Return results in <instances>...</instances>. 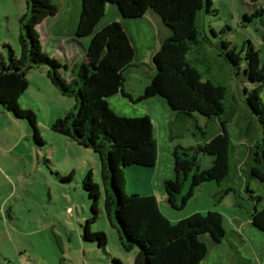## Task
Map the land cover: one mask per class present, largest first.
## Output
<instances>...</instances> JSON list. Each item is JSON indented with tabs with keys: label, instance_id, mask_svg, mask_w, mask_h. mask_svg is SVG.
<instances>
[{
	"label": "trees",
	"instance_id": "16d2710c",
	"mask_svg": "<svg viewBox=\"0 0 264 264\" xmlns=\"http://www.w3.org/2000/svg\"><path fill=\"white\" fill-rule=\"evenodd\" d=\"M252 1L256 7L242 14L241 24L261 16L264 26V0ZM25 2L26 11L19 20L20 53L8 43L3 44L6 51H0V108L14 118L25 120L35 143L42 145L36 115L30 108L22 109L18 97L29 86L28 73L34 69L44 71L61 94L75 98L74 110L56 119L52 128L98 154L104 185V211L123 246L126 249L137 247L133 264H200L209 252L208 240L220 243L228 237L219 212L209 210L206 215L195 212L172 225L161 212L154 195L134 192L128 196L124 192L125 167L153 168L156 164L154 127L146 114L119 115L109 107L108 97L117 92L130 98L123 89L124 70L133 65L135 50L119 21L114 20L100 29L97 25L107 6L113 4L125 19L152 12L169 30L152 54L148 83L135 100L155 95L164 97L174 115L170 125L179 116L205 118L203 127L195 124L202 138L194 145H176L171 150L174 176L164 179L163 192L167 204L174 210L182 209L204 182L215 181L219 187L222 181L232 180L234 144L227 128L230 122L238 125V137L247 141L245 157L237 158L239 171L244 176L243 164L247 162V176L264 183V102L261 96L264 61L260 50L249 39L237 48V44L222 38L218 33L230 28L227 24L220 31L210 28L211 35L217 37L216 44L212 41L204 30V13H217L212 0H81L78 26L75 35L68 40L78 41L88 36L89 42L83 47L84 57L75 63L66 81L58 74L63 65L42 51L37 31L44 19L59 12V0ZM206 46L216 48L231 73L243 76L241 87L235 83L242 113H237L234 103L239 102L229 92V85L210 73L209 67L200 68L199 63H204L205 58L190 56ZM244 117L248 120L242 125ZM211 121L219 125L218 131L212 134L209 133ZM192 134L196 136V132ZM172 137L169 126V138ZM202 154L212 158L210 167L205 169H201L199 163ZM59 177L65 181L72 176ZM82 186L91 198L92 215L86 220L81 237L85 241H96L98 247L105 250L107 234L90 229V224L98 218L100 185L88 173ZM228 193L232 194L233 205L244 208L251 224L264 232V204L258 207L262 196L248 181L241 189L230 184L217 189L212 196L220 201ZM231 248V252L236 250L235 245ZM112 261L121 264L116 258Z\"/></svg>",
	"mask_w": 264,
	"mask_h": 264
},
{
	"label": "rangeland",
	"instance_id": "374dc122",
	"mask_svg": "<svg viewBox=\"0 0 264 264\" xmlns=\"http://www.w3.org/2000/svg\"><path fill=\"white\" fill-rule=\"evenodd\" d=\"M212 2L217 13L215 15L204 13V30L211 36L212 41L215 43L217 37L211 35L210 28L220 31L227 24L230 28L218 34L231 41L232 44H237V48H240L247 39L251 40L254 47L260 50L261 60L264 61V38L262 37L264 26L260 20L261 16H254L252 21L245 22V25L241 24L242 14L252 12L256 3L252 0H212ZM25 11V0H0V51L5 52L7 48H3V44L8 43L13 46L17 54L20 53L19 20ZM109 11L118 13L117 7L110 4L97 25V29L112 22L109 19ZM80 12L81 0H79L76 9L68 8L66 11L64 9L62 14L55 18V21L60 22L61 19L69 17L71 25L70 27L66 26L68 31L74 35ZM37 31L42 51L59 60L63 66L58 69V74L62 79L68 81L74 63L82 59L80 58L81 54L78 52L72 56L71 50L75 48H72L70 43L63 42L62 49L56 39L48 41L40 29L37 28ZM145 39L146 41L140 38L135 39L137 53L131 61L133 65L124 70V75L127 76L126 80L132 83V90L140 88V78L147 82L152 72V54L159 47L157 42L149 40L147 36ZM88 42L89 37L87 36L86 43L88 44ZM217 53L214 46H206L204 49L192 52L190 56L205 58L204 63H199L200 68L205 70L209 67L210 73L229 85V92L239 102L234 103L237 113H242L240 106L242 103L239 101L235 83L241 87L243 76L231 73L228 63L224 62ZM28 79L29 86L18 97V102L22 109L30 108L35 113L43 144L35 143L30 127L25 120L14 118L12 114H9L10 112L0 113V126L4 129L3 135L0 136V159L5 164L3 166L6 171L8 170V175L0 182V192H4L5 195L9 194L5 203L6 207L13 208V220L19 224L17 225L18 229L24 230L23 235H21L22 233L15 235L20 240L24 238L30 248L27 250L24 261L28 262L26 264H113L112 260L116 258L121 261V264H133L137 247L126 249L123 246L116 228L107 219L104 211V185L101 179V163L98 154L91 148L78 144L68 134L52 128L56 119L63 117L68 111L74 110L75 98L61 94L51 84L44 71L31 70L28 73ZM261 96L264 102V90ZM114 97H119L121 101L128 103L125 106L115 104L116 109L121 113L126 112L127 108H133V112H127L146 114L150 117L154 127L157 160L160 161L157 173L170 170L168 178H173L171 149L176 145L183 147L194 145L198 138H202L195 124L203 127L205 118L200 115H197L195 119L179 116L170 125V120L174 116L173 111L162 97L155 95L132 103L119 93L109 97V101H112ZM143 107L148 108V113L141 109ZM242 120V125H245L248 119L244 117ZM169 126L173 136L171 139L169 138ZM227 128L234 144V150L231 152L232 180L222 181L219 187L215 181L204 182L180 210L169 207L165 196L161 197L157 194L159 205L165 214L181 217L171 219L172 225L183 219L184 215L195 213L196 209L200 210L203 215H206L212 208L222 209L225 215L229 214V209H235L238 213L246 215L244 208L233 205L231 193L224 195L220 201H216L212 196L217 189L230 184L241 189L245 181H248L250 187L262 196L258 207L264 204V183L247 176V162L243 164L244 176L238 169V159L242 160L245 157L247 141L238 137L239 127L234 122L228 123ZM218 129V123L214 121L209 123V133H215ZM193 131L196 132L197 137L192 134ZM238 140L243 144L239 145ZM211 159L210 155H200L201 169L210 167ZM155 169V166L153 168L136 165L125 167L123 169L125 177L123 189L126 195L148 191ZM88 173H91L93 180L100 185L98 218L90 224V229L93 232L104 231L107 234L108 243L105 250L98 247L96 241H85L81 237L83 226L92 215L91 198L82 186V180ZM59 176L72 177L70 180L63 181ZM259 232L261 233L259 235L264 238V232ZM14 264H18L17 259L14 260Z\"/></svg>",
	"mask_w": 264,
	"mask_h": 264
},
{
	"label": "crops",
	"instance_id": "0c3cea01",
	"mask_svg": "<svg viewBox=\"0 0 264 264\" xmlns=\"http://www.w3.org/2000/svg\"><path fill=\"white\" fill-rule=\"evenodd\" d=\"M60 10L54 16L44 19L41 23L40 30L43 33L44 38H47L48 41L50 39H56L58 41V45L63 49V42H68L72 45L71 50L72 56L77 54L78 52L81 54L80 58L84 57L83 47L87 45L86 39L87 37L80 38L78 41H69L70 37H73L68 29V25L70 27L71 21L70 18L61 19L55 21L62 12L68 10V8L76 9V6L79 5V0H59ZM109 5L107 6V8ZM52 18V19H51ZM48 19H51L48 21ZM109 19L111 21L117 20L119 21L127 35L129 36L132 45L135 50V54L137 53V45L135 44V39H143L146 41L145 36L148 37L149 40H153L155 43L157 42L159 45L162 40L169 34V30L166 26H164L160 20V18L152 12L145 14L142 17L134 18V19H125L122 18L121 15L115 11H109ZM67 29V30H66ZM70 29V28H69ZM76 63V62H75ZM74 63V65H75ZM73 65V67H74ZM72 71V69H71ZM71 75V74H70ZM127 76H125V84L124 91L130 95V98L124 96L121 92H117L109 97H113L116 94L121 93L129 102L136 103L135 100L138 96H140L145 88L147 82H144L140 78L141 86L137 90H132L130 81L126 80ZM149 79V77H148ZM130 87V88H129ZM108 97V105L109 107L119 115L131 114L127 111H134L133 108H127L126 112H120L116 109V105L125 106V103L119 99V97H114L112 101H109ZM145 113H148V108H141ZM9 113L7 110L0 108V113ZM11 114V113H9ZM4 129L0 126V136L3 135ZM172 150V149H171ZM160 164L159 160H156V171L152 177L151 187L148 188V191H145L143 194H152L156 198L158 202L157 194L161 197L164 196L163 192V181L164 179L170 177V170H165L163 172L157 173V168ZM5 165L0 159V182L6 178L7 171L3 166ZM11 174V173H9ZM9 198V194L5 195L4 192H0V264H14V260L17 259L18 264H26L28 262L24 261L25 255H27V250L30 249L28 243L25 239H19L15 235L19 233L23 235L24 230L18 229L16 223L13 220L14 213L12 207H6L7 199ZM158 206L163 213V215L168 219H179L181 217H177L174 215L165 214L158 202ZM215 210L219 212L223 217V227L228 232L227 239L223 240L220 243H215L211 240H208L210 248L206 257L201 261L200 264H264V238L261 237V233L257 230L248 218V215L240 214L235 209H229V214H224L222 209H209ZM195 212H201L196 209ZM193 213V212H192ZM190 213V214H192ZM228 213V212H227ZM186 214L184 217L190 215ZM11 219V220H10ZM249 220V221H248ZM2 234L3 237H2ZM260 234V235H259ZM264 235V234H263ZM235 245L236 250L231 252V246ZM231 248V249H230Z\"/></svg>",
	"mask_w": 264,
	"mask_h": 264
},
{
	"label": "water",
	"instance_id": "95a60500",
	"mask_svg": "<svg viewBox=\"0 0 264 264\" xmlns=\"http://www.w3.org/2000/svg\"><path fill=\"white\" fill-rule=\"evenodd\" d=\"M163 99H165L164 97H162ZM166 101V100H165ZM168 104V103H167ZM168 106L170 107V105L168 104Z\"/></svg>",
	"mask_w": 264,
	"mask_h": 264
}]
</instances>
